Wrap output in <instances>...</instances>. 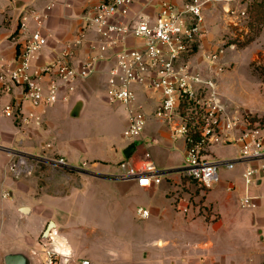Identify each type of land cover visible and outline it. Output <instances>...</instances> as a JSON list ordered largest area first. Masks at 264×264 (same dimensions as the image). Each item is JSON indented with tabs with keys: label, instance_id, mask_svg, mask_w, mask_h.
<instances>
[{
	"label": "crops",
	"instance_id": "1",
	"mask_svg": "<svg viewBox=\"0 0 264 264\" xmlns=\"http://www.w3.org/2000/svg\"><path fill=\"white\" fill-rule=\"evenodd\" d=\"M99 1L71 0L67 5L57 4L51 9L43 21L44 32L49 35V41L35 58L34 64L43 65L51 61L69 44L75 49L77 59L83 60L92 54L101 41L93 29L86 31L81 44H75V41L84 26L85 9ZM161 1L152 0L150 4H146L145 1L137 0L131 15L142 11L156 16ZM167 1L178 5L185 2ZM244 1H230L229 4L242 8L247 3ZM46 2L47 0H0V68L16 57L19 48L16 32L21 11L27 6L42 10ZM226 4L225 0H220L205 7L204 32L199 38V52L193 55L194 61H199L204 51L217 49L224 40L221 32L234 26L230 23L232 17L225 11ZM217 14L222 17V22L216 18ZM31 25L37 26L34 21ZM252 28L254 27L249 24V32ZM138 43L134 38L128 39L129 45ZM105 55L107 59L98 64L97 71L73 82L72 88H64L54 104L33 108L25 101L23 108L26 115L29 116L30 111L34 113L27 124L21 125L19 119L8 117L3 111L7 103L21 99V87L6 92L0 84V108L10 119L3 127L1 138L14 143L9 147L0 146V149L8 153L10 162L17 153L22 152L29 157L28 165L31 159L41 163V166L32 167L37 172L34 176L28 167L27 173L30 176H15L10 169V162L7 169L0 168V264H6L4 257L7 253L19 251L29 256L31 264H45L46 254L43 255L41 250L43 247L46 250L53 246L71 253L68 261L59 264H76L82 259H89L90 264H264V188L261 189L264 175L254 188L260 194L257 205L244 206L243 163L237 164L233 169L224 168L234 170L233 176L231 179L221 177L219 184L211 189L203 188L197 181L186 177L181 170L178 176H183L188 181L170 180L176 173L167 171L165 176L168 175L170 184L166 187L172 195L170 207L152 206L148 209L150 213L147 216L139 213L145 223L152 219L154 222V217L158 220L149 243L163 249L159 258L153 246L141 248V243L127 237L139 232L128 220L130 214L125 208L132 199L131 192L135 189L148 192L155 185L143 186L136 181L122 180L112 175L118 169L113 162L116 155L119 153L125 158L123 148L127 143L123 133L129 118L128 106L110 101L122 106L125 112L121 139L104 133L100 136L105 141H93L89 149L85 137L78 139L73 136L66 138L64 142L58 137L59 131L62 134L63 130L57 128V120L67 117L66 115L82 118L89 99L91 112L103 111L104 106L100 101L108 97L107 88L106 94L101 97L92 92L97 86L94 74H106L104 70L112 63L111 52ZM220 77L221 74V88ZM134 88L137 95L134 106H140L144 111L147 124L144 137L139 140L132 156L138 158L148 151L157 166L166 152L181 151L185 158V139L171 138L166 123L155 116L161 94L139 84ZM78 99H83L85 105L81 115L76 117L71 115V110ZM238 133L239 130L235 136ZM36 138L38 142L35 143ZM18 140L21 146H27L29 150H23L25 147L16 148ZM106 140H112V143ZM231 144L237 142L222 145L226 147ZM52 157H63L71 166L54 164L50 161ZM88 159L90 165L84 169L77 168ZM119 159L118 163L122 160ZM92 186H97V189L92 191ZM109 203H112L111 207ZM51 222L54 225L45 242L43 234ZM55 231L57 234H54ZM83 234L86 235V243ZM118 234L121 235L119 244L114 246L110 243V237Z\"/></svg>",
	"mask_w": 264,
	"mask_h": 264
},
{
	"label": "built area",
	"instance_id": "2",
	"mask_svg": "<svg viewBox=\"0 0 264 264\" xmlns=\"http://www.w3.org/2000/svg\"><path fill=\"white\" fill-rule=\"evenodd\" d=\"M217 1L220 0H185L178 5L162 0L159 12L152 16L142 11L131 15L137 0H100L85 9L84 26L75 41V44H81L86 31L93 29L101 38L97 49L82 60L76 58L75 49L69 44L43 65H35L34 60L49 41V35L44 32V18L57 4L67 5L71 0H47L42 10L25 7L16 32L19 42L16 57L0 68L3 90L11 92L17 87L22 90L20 100L4 106L5 115L19 119L21 125L27 124L34 113L30 111L29 116L26 115L25 101L33 108L54 104L64 88H72L73 82L97 71L98 64L107 59L105 54L111 52L112 63L104 70L107 96L110 101L129 108L123 133L126 143L144 137L147 116L140 106H134L137 98L134 86L143 85L145 89L161 94L155 116L166 123L171 138L185 139L187 149L181 172L203 188L211 189L221 181V168L233 169L237 163H243L245 192L242 204L256 206L260 194L254 188L264 175V127L259 120L251 121L249 116L231 110L223 100L219 84V75L223 71L219 62L225 53L223 45L202 53L207 67L199 69L193 60L204 32L205 7ZM225 1V11L232 17L230 23L239 25L246 19L247 8L229 4L241 0ZM32 21L36 27L31 25ZM130 38L139 43L129 45ZM237 130L239 133L235 136ZM233 141L238 144V154L234 158L208 157L213 145ZM28 159V155L20 152L11 160L10 169L15 176L27 170ZM50 161L71 166L63 157H52ZM87 165L84 161L77 168L84 169ZM167 173L158 168L150 152L146 151L138 158L122 159L115 177L151 186L160 183ZM139 213L147 216L150 211L139 208ZM51 238L53 241V235ZM45 252V264L68 261L71 255L55 246L47 247ZM76 264H90V260L82 259Z\"/></svg>",
	"mask_w": 264,
	"mask_h": 264
},
{
	"label": "rangeland",
	"instance_id": "3",
	"mask_svg": "<svg viewBox=\"0 0 264 264\" xmlns=\"http://www.w3.org/2000/svg\"><path fill=\"white\" fill-rule=\"evenodd\" d=\"M243 1L244 0H241V2ZM250 5L252 8L249 9ZM243 7L247 8L246 19H242L239 25H234L229 28V30L221 32V36L224 40L220 45L224 46L225 53L222 55L219 62V65L223 68L220 77V90L223 100L231 110L240 112L241 116H249L251 121L259 120L261 126L264 127V35H262V30H264V2L262 0H253L251 3L247 1ZM250 11L252 13L251 19L253 17L254 21V28L249 32ZM216 18L219 20L221 19L222 22V17L218 14ZM253 41L256 43H253ZM232 44L234 47L231 46ZM197 52H199L198 47L193 55ZM194 63L199 69L207 67V62L202 57L199 61H194ZM94 76L96 78L95 81L97 86L92 93L99 94V97H101L104 93L106 94L107 75L94 74ZM107 98H102V102L100 101V104L104 106L103 111L93 110L91 112V100L89 99L88 106L82 118H72L68 115H66L67 117L63 116L59 118L57 120V128L63 130L62 134L59 131V140L64 142L66 138L69 139V137L72 138L73 136L78 139H84L83 137H85L87 138L85 142L88 143V148L91 149L90 147L92 146L91 144L93 141H105L100 136L104 133L111 134L112 137H118L121 139L123 124L126 118L125 112L122 106L110 102L109 98ZM9 122L10 119L2 113L0 108V146L9 147L14 144L1 138L3 127ZM18 141L19 143L15 144L16 148L25 147L23 150H26V148L29 150L27 146H21L20 140ZM106 141L110 142L112 140ZM36 142H38L37 138L35 139V143ZM237 154V144L223 147L221 143L210 147L208 157L231 159ZM119 158L123 159L122 155L118 153L116 159L113 160L116 166H118ZM9 162L10 157L8 153L3 151V149H0V168L7 169ZM87 162L89 165L91 164L89 159ZM158 164L159 169L172 171V174L176 173L175 175L177 176L173 175L175 177H170V180L179 179L184 182L189 180L183 176H178V174H180V168L184 165V156L181 151L179 153L166 152L162 162H159ZM36 165L41 166V163H37V160L34 159L29 161L28 168L31 170L33 176L37 174V172H34L35 169H32V167ZM27 171L28 170L24 171L26 173H22L21 177L30 176L31 174H28ZM117 172L118 169L112 173V175L115 177ZM220 173L222 179H231L234 170L229 171L221 168ZM167 184H170L168 175L164 177L162 183L155 184L151 191L145 192L135 189L130 194L132 195V199H130L125 205L126 210H128V213L130 214L128 220L139 229V232L136 233V235L132 233L127 237L141 243V248L148 245L153 246L152 248L155 250L158 258L163 249H161L160 246L149 243L153 238L152 233L154 231V226L158 225V220L153 216L154 222L152 219L150 222L145 223L139 215V208H146L149 210L152 206L169 208L172 195H170L166 187ZM263 188L264 185H261V189ZM96 189L97 186H92V191H95ZM91 195L95 196L93 193H91ZM111 205L112 203H109V207H111ZM110 210L111 208L109 211ZM180 213L181 215L183 214L182 212ZM83 235L85 236V238H83L86 243V235ZM120 237V234L111 236L110 243L117 246ZM43 248L41 253L44 255L46 252Z\"/></svg>",
	"mask_w": 264,
	"mask_h": 264
},
{
	"label": "water",
	"instance_id": "4",
	"mask_svg": "<svg viewBox=\"0 0 264 264\" xmlns=\"http://www.w3.org/2000/svg\"><path fill=\"white\" fill-rule=\"evenodd\" d=\"M84 105H85L84 100L78 99L71 110V115L76 116V117L80 116L84 108ZM138 144H139V140H135V141L130 142L123 148V153L126 158H129L132 156ZM53 225L54 223L51 222L50 226H48V228L45 230L43 234V240H45V242L48 238V235L50 234L49 232ZM4 258H5L6 264H31V259L23 251L7 253Z\"/></svg>",
	"mask_w": 264,
	"mask_h": 264
},
{
	"label": "trees",
	"instance_id": "5",
	"mask_svg": "<svg viewBox=\"0 0 264 264\" xmlns=\"http://www.w3.org/2000/svg\"><path fill=\"white\" fill-rule=\"evenodd\" d=\"M252 1H253V0H252ZM254 1H255V0H254ZM262 1L264 2V0H262ZM262 5H263V4H262ZM250 8H252V6H251V7H249V9H250ZM250 13H251V11H250ZM250 16H252V13H251V15H250ZM250 18H251V17H250ZM252 21H253V17H252V19L249 21V24H250V25H252V27H254V24H253V23H254V21H253V22H252Z\"/></svg>",
	"mask_w": 264,
	"mask_h": 264
}]
</instances>
